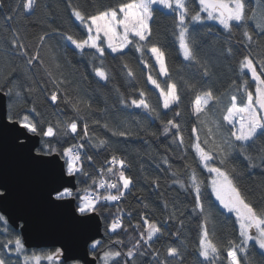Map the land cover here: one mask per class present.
I'll use <instances>...</instances> for the list:
<instances>
[{
    "label": "snow or ice",
    "instance_id": "obj_1",
    "mask_svg": "<svg viewBox=\"0 0 264 264\" xmlns=\"http://www.w3.org/2000/svg\"><path fill=\"white\" fill-rule=\"evenodd\" d=\"M5 7L4 0H0V9ZM38 8L39 0H19L8 6L6 23L21 12L32 15ZM66 8L78 28L77 35L54 28L39 35L34 50H29L28 45L21 43L18 30L13 31L12 51L25 58L26 68L21 71L18 66H11L0 76V105L6 107L4 127L14 132L15 146L25 150L30 161L48 169L54 177L46 190L45 202L50 207H67L69 218L77 227L87 228L96 220L98 231L102 219L103 236L100 239L89 237L91 243L85 256L90 255L91 259L66 255L64 247L29 253L21 235L8 233L4 205L12 193L9 185L0 180V222L5 225L4 232L9 236L0 240V264H13L12 255L16 257L15 264H137L138 257L149 254L154 257L155 264H173V261L183 264L178 247H168L163 256L159 250L152 249L154 238L159 239L165 234L160 222L150 219L147 212H141L133 224L132 213L118 206L117 202L124 200L135 188L133 177L126 174L130 168L126 160L112 154L105 160L106 168L93 166V156L87 149L106 150L109 142L94 139L87 119L80 115L81 105L91 110V104L79 98L73 81L62 71L64 65L60 57L53 46L46 43L54 36L59 38L57 44L65 53L71 50L82 58L90 57L92 74L105 84L112 78L105 67L108 56L123 61L129 51L139 54L137 60L142 71L148 70L145 86L137 89L139 98L129 101L121 96L120 103L125 108L143 110L147 118L160 120L162 134L170 137L169 149L175 145L176 149L182 150L185 153L182 159L186 158L187 149L194 154L195 166L186 165V173L174 172L172 183L192 196L191 214L201 220L197 246L198 256L202 258L200 264H264V185L260 186L258 193L245 191L240 184L244 172L235 163L242 157L249 172L264 168V147L258 148L255 155L249 152L257 140L264 138V50L253 52V46L259 44L256 37H264V0H114L112 3L88 0L85 7L75 0H67ZM157 13L172 17L178 51L184 61L198 69L201 80L211 73L193 37L195 26H205L207 34L211 35L208 21H212L230 37L234 32L240 33L237 43L247 54L237 61L240 83L237 85L236 80L232 81L236 87L228 94L226 104L212 88L201 90L196 83L183 77L179 82L173 80L165 51L152 40V25ZM45 46L51 52L48 63L40 54ZM225 53L231 56L233 46L226 47ZM33 69L37 72L42 69L52 85L46 99L57 107L62 103L70 108L74 113L72 119L55 123L45 121L34 103L29 106L30 97L25 93L30 94L34 89L24 80L32 79L28 73ZM121 70L130 81L137 80L129 63L123 62ZM159 77L165 79L161 81ZM149 85L157 96L155 104L148 100ZM182 90L194 97L190 103L189 120L184 126L189 132L187 143L184 128L175 119L181 116ZM168 112H172L174 118L161 119ZM93 123L100 125L101 122L95 120ZM102 126L109 128L107 123ZM109 130L113 136L128 135L126 131ZM30 137H40V146L37 147ZM162 163L168 164V158L165 157ZM181 174L186 175V180L178 178ZM151 183L159 188L158 178ZM212 197L220 209L234 216V238L220 244L213 238L214 231L208 228L214 207ZM110 206H115L116 211H110ZM144 207L148 206L145 204ZM17 219L22 221L17 227L24 230L28 221L23 216ZM180 223L182 225L183 221ZM129 229L135 235H130ZM122 233L128 237L127 244L124 239H113ZM169 235L178 238V232Z\"/></svg>",
    "mask_w": 264,
    "mask_h": 264
},
{
    "label": "trees",
    "instance_id": "obj_2",
    "mask_svg": "<svg viewBox=\"0 0 264 264\" xmlns=\"http://www.w3.org/2000/svg\"><path fill=\"white\" fill-rule=\"evenodd\" d=\"M16 2H19V0H4L6 7L0 9V76H3L5 70H10L11 66H18L21 71L26 68L25 58L12 51L10 41L14 30H18L21 43L28 45L29 50H34L39 35L45 31L51 32L54 28H59L73 35L78 34L75 21L70 17L66 8L67 0H39V8L34 14L26 15L21 12L19 15H15L12 21L6 23L5 17L8 13V6L14 5ZM75 2L79 3L81 7H85L88 0H75ZM103 2L112 3L114 0H103ZM208 26L212 28L211 35L207 34V28L202 25H196V30L193 32V37L200 46V56L207 63L211 73L209 77L205 78L207 83L199 78L198 69L184 61L179 53L178 44L173 35V19L171 16L157 13L152 25V40L162 46L165 51L167 65L173 80L179 82L183 77L189 82L196 83L201 90L212 88L216 95H221L223 103L226 104L228 94L234 91L236 87L232 84V81L236 80L237 85L240 83L237 79V61L247 53L237 43L240 36L239 32H234L230 37L214 22L208 21ZM58 39L54 36L51 41L46 43L51 44L55 53L60 57V61L64 65L62 71L68 79L73 81V85L79 93V98L91 104V110L85 109V105L82 104L80 115L87 119L90 134L93 135L94 139H106L109 142V147L106 150L97 152L93 148L87 149L88 154L93 156V166L97 169L106 168L105 160L112 154H115L117 158L125 159L130 165L126 174L133 177L135 188L124 200L117 202L118 206L124 209L125 212L132 213L131 223L133 224L139 219L141 212H147L150 219L163 225L165 234L160 236L159 239L154 238L152 242V249L159 250L161 256L164 255L168 247H178L183 255V264H200L202 258L198 256L197 246L201 220L195 214H191L192 196L172 183L174 172L186 173V165L195 166L192 159L194 154L191 149H187V156L182 159L181 157L185 156L182 150L176 149L175 145H172V149L175 150L169 149L170 137L166 138L162 134L160 120L147 118L143 110L125 108L120 103L121 96L129 101L132 98H139L137 89L145 86L148 70L143 69L142 71V66L139 65L137 60L139 54L129 51L123 61L120 59L113 60L111 56H108L105 67L108 68L112 78L105 84L98 81L92 74L88 62L90 57L82 58L79 55H74L71 50L65 53V50L57 44ZM256 39L259 44L253 46L254 53L264 50V37L257 36ZM229 45L233 46L231 56H227L225 53V49ZM40 54L46 63L50 61L51 52L48 47H42ZM123 62L129 63L133 68L137 75L136 81H130L121 70ZM28 75L32 79H25L24 83L30 84L34 91L30 94L25 93V96L30 97L29 106L34 103L45 121L55 123L57 120L65 121L74 117L72 110L64 104L61 103L57 107L46 99L52 90V85L42 69L38 72L33 69ZM159 79L163 81L165 78L159 77ZM117 89H119V92H117ZM148 89L149 103L155 104L157 96L152 93L150 85ZM71 94L75 95L76 93L72 92ZM181 97V116L175 117V119L184 128L183 135L187 143L189 132L184 126L189 120L190 103L194 97L191 93H186L183 90L181 91ZM171 118H174L173 113L168 112V115L163 116L161 119ZM95 120H99L100 125L94 124L93 121ZM104 123H107L109 128H104L102 126ZM109 129L126 131L128 135L125 137L113 136ZM153 133L156 135H153ZM201 138H203L202 134ZM70 142L76 143L78 141ZM262 147H264V138L257 140L256 145L249 149V152L255 155L258 148ZM165 157L168 158V164L162 163ZM235 163L244 172V176L240 180L242 188L245 191L251 190L258 193L260 186L264 185V168H254L249 172L242 157L238 158ZM85 166L88 167L87 162ZM203 176L206 177L207 173L204 172ZM156 178H158L159 188L151 183ZM178 178L186 180V175L181 174ZM211 199L214 207L211 210L212 218L209 220L208 228L210 231H214L213 238L220 244L223 240L234 238V216L220 209L214 197ZM145 204L148 206L147 208L144 207ZM109 210L115 212L116 207L110 206ZM170 216L172 219H169ZM100 221L103 234L104 222L102 219ZM165 221L167 223H164ZM180 221H183L182 225ZM125 222L128 223V217H125ZM4 228L3 222H0V240L9 238L8 234L4 232ZM7 229L8 233L12 235H20V231L9 224H7ZM177 232L178 238L169 235V233ZM129 233L135 235L131 232V229H129ZM116 238L124 239L125 243H128V237L123 233L120 237H113V239ZM26 249L31 253L32 251H54L56 248ZM123 250L126 251V248ZM11 259L15 264V255H12ZM258 259L259 257H257ZM137 264H155V260L149 254L138 257ZM173 264H177V262L173 261Z\"/></svg>",
    "mask_w": 264,
    "mask_h": 264
},
{
    "label": "water",
    "instance_id": "obj_3",
    "mask_svg": "<svg viewBox=\"0 0 264 264\" xmlns=\"http://www.w3.org/2000/svg\"><path fill=\"white\" fill-rule=\"evenodd\" d=\"M6 107L0 105V180L6 182L11 197L4 207L7 208L8 224L20 231L25 247L58 248L64 247L66 255L85 257L89 252L90 236L102 238V224L94 220L90 226H74L69 218L67 207H50L45 202L47 188L53 183L52 173L27 158L25 150L18 149L13 143L14 132L5 128ZM39 146V137H30ZM23 216L28 225L24 230L17 227ZM13 221H16L14 224Z\"/></svg>",
    "mask_w": 264,
    "mask_h": 264
},
{
    "label": "built area",
    "instance_id": "obj_4",
    "mask_svg": "<svg viewBox=\"0 0 264 264\" xmlns=\"http://www.w3.org/2000/svg\"><path fill=\"white\" fill-rule=\"evenodd\" d=\"M125 217H127V216H125Z\"/></svg>",
    "mask_w": 264,
    "mask_h": 264
},
{
    "label": "rangeland",
    "instance_id": "obj_5",
    "mask_svg": "<svg viewBox=\"0 0 264 264\" xmlns=\"http://www.w3.org/2000/svg\"><path fill=\"white\" fill-rule=\"evenodd\" d=\"M229 214V213H228ZM233 216V215H232Z\"/></svg>",
    "mask_w": 264,
    "mask_h": 264
}]
</instances>
